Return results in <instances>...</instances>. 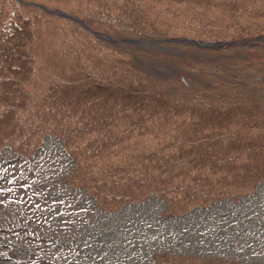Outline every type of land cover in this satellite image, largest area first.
Here are the masks:
<instances>
[{
    "label": "trees",
    "instance_id": "obj_1",
    "mask_svg": "<svg viewBox=\"0 0 264 264\" xmlns=\"http://www.w3.org/2000/svg\"><path fill=\"white\" fill-rule=\"evenodd\" d=\"M46 137L73 163L61 182L105 214L155 197L180 219L251 195L264 183V0H0V152L28 161Z\"/></svg>",
    "mask_w": 264,
    "mask_h": 264
},
{
    "label": "rangeland",
    "instance_id": "obj_2",
    "mask_svg": "<svg viewBox=\"0 0 264 264\" xmlns=\"http://www.w3.org/2000/svg\"><path fill=\"white\" fill-rule=\"evenodd\" d=\"M134 63L151 75H177L163 60ZM72 170L55 137H46L28 161L0 152V264H154L153 253L264 264V183L236 203L196 208L180 219L162 218L166 206L155 197L110 215L61 182Z\"/></svg>",
    "mask_w": 264,
    "mask_h": 264
},
{
    "label": "water",
    "instance_id": "obj_3",
    "mask_svg": "<svg viewBox=\"0 0 264 264\" xmlns=\"http://www.w3.org/2000/svg\"><path fill=\"white\" fill-rule=\"evenodd\" d=\"M52 13L56 14V15H63L62 13L58 12V11H53ZM80 24H83L82 22H80ZM105 40H108L109 42H112L114 44H117L119 41L117 40H113V39H105ZM120 42L122 43H140V41L138 40H131V39H121Z\"/></svg>",
    "mask_w": 264,
    "mask_h": 264
},
{
    "label": "bare ground",
    "instance_id": "obj_4",
    "mask_svg": "<svg viewBox=\"0 0 264 264\" xmlns=\"http://www.w3.org/2000/svg\"><path fill=\"white\" fill-rule=\"evenodd\" d=\"M140 48H150L153 49L154 45H146L144 43H136Z\"/></svg>",
    "mask_w": 264,
    "mask_h": 264
}]
</instances>
